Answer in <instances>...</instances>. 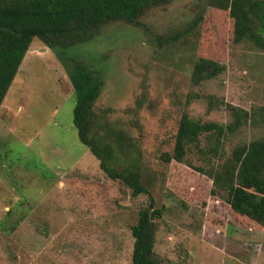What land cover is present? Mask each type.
<instances>
[{
	"label": "rangeland",
	"instance_id": "1",
	"mask_svg": "<svg viewBox=\"0 0 264 264\" xmlns=\"http://www.w3.org/2000/svg\"><path fill=\"white\" fill-rule=\"evenodd\" d=\"M206 20L218 37L209 0H175L147 10L145 28L110 23L70 56L103 74L94 110L138 143L143 179L163 210L159 260L264 264V228L238 225L227 204L211 197V182L188 167L199 166L200 155L189 153L185 164L162 159L173 152L185 110L203 122L231 121L225 107L208 110V96L248 111L264 107V49L248 41L231 47L220 76L192 83L196 32L184 36ZM75 105L63 63L35 39L0 108V216L20 201L28 211L15 233L0 230V264H132L131 228L148 196L134 197L100 169L79 139ZM263 136L264 123L244 126L225 139V151Z\"/></svg>",
	"mask_w": 264,
	"mask_h": 264
},
{
	"label": "trees",
	"instance_id": "2",
	"mask_svg": "<svg viewBox=\"0 0 264 264\" xmlns=\"http://www.w3.org/2000/svg\"><path fill=\"white\" fill-rule=\"evenodd\" d=\"M175 0H0V108L12 87L24 58L35 39L56 54L67 71L76 96L74 125L78 136L99 161L100 169L112 180H118L132 195L148 196L139 210L133 237L132 264H163L156 255L157 221L163 210L143 179L136 140L124 130L98 114L95 104L104 87V77L84 60L70 56V51L92 42L110 23L124 22L145 28L141 17L153 7ZM213 9L218 37L206 20L194 22L195 57L191 79L196 86L213 80L225 71L224 61L231 47L244 41L264 49V0H209ZM193 27V26H192ZM179 36L165 40L173 44ZM159 42L164 41L160 39ZM208 110L225 107L231 121L223 124L203 122L191 117L188 110L181 116L172 154L162 156L164 162L185 164L189 153L200 155L201 164H188L198 175L207 178L211 197L224 201L238 225L248 224L252 230L264 228V136L225 151V139L234 137L244 126L264 123V107L248 111L224 100L208 96ZM190 101L187 102V105ZM206 136L210 144L202 146ZM30 208V207H29ZM27 206L20 201L0 216V230L15 233L28 216Z\"/></svg>",
	"mask_w": 264,
	"mask_h": 264
}]
</instances>
